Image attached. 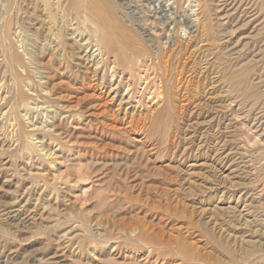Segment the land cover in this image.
<instances>
[{"label": "rangeland", "instance_id": "1", "mask_svg": "<svg viewBox=\"0 0 264 264\" xmlns=\"http://www.w3.org/2000/svg\"><path fill=\"white\" fill-rule=\"evenodd\" d=\"M54 1L56 3L58 0H54ZM106 1L111 6L112 4L114 5L112 7L116 10V12H118V14H120L119 16L123 20V22H125V24L133 27L135 30H138V32L142 34H145L146 27L151 28L155 24H158V26H156L158 28L157 33L155 31L156 27L155 29H152V32L155 31L157 35L165 32L166 33L165 38H162L161 41L163 42L162 45H164V42H166V40H168V38L170 37L171 42H169L168 40L166 44V46L168 45L167 47L169 48L175 45V41L177 40L178 35H181L183 41L189 39L188 36L189 30H187L186 32L182 28L183 27L182 25H184V23H187V21H189L191 24L195 26L193 31L195 30V32L197 33L199 31L200 20L198 18L197 2L193 3V5H197L193 8L190 7V4H188V2L184 3L183 5V9H185L184 13L182 12L175 15L176 11L178 10L177 9L178 5L174 0H169V2L168 0L167 2L166 0H163L162 3H161L162 0H155L154 3L151 4H148L149 2L147 0H112V2L110 0H106ZM173 1L176 4H174ZM1 3L2 1L0 0V17L2 18L0 19V24L3 22V16L5 15L3 9V7H5L3 6L4 2L2 4ZM161 6H164L163 13L156 14L155 13L156 10H160L159 8ZM232 7L233 6L228 7L227 10L231 9ZM195 9L197 11H195ZM144 12L145 14L151 13L152 15L150 16V19L147 21L145 20L146 15L143 14ZM21 13L22 12L19 13V17H22L21 21H24L26 15ZM43 13H45V11H43ZM162 16H167L169 18L168 20L170 23H168L169 25L167 24L168 26L165 25L163 27L162 25L163 21L161 20ZM174 17L177 23L180 24V27L182 26L179 29V31L177 30V27H175L176 25L175 22L172 21ZM245 18L248 17L246 16L244 17V19L240 18L239 20L230 23V25L229 24H226L225 26L223 25L224 28L226 27L227 31L229 30L232 31L233 33L232 34L230 33L228 37H224V39L220 41V43L218 42V44H220L221 47L225 45H229L227 49H229V52L231 54L230 60L232 63L231 66H233L232 74H234V72L236 71L237 72L235 74H238L240 72L245 73V71L251 65H255V60H253L254 58L259 61L256 62V65L254 67L257 68L258 67L257 65L262 64L261 67L263 68V64H264L262 63L263 55H264V51L262 49L264 48L263 45L264 42L258 43L256 41V37H257L256 35L259 32V28H260L259 26L260 21L256 23L249 22L250 24H247V21H249L250 18L246 20ZM72 20L70 19L69 21L70 23L68 24L67 29H65V34L67 33L66 37L69 36L67 38L68 42H71L73 45L76 46L75 50L79 54L78 55L79 57L76 60V62H80L82 66V67L80 66L79 75H78L79 67L75 65L73 68L74 72L77 71L75 73L76 76H78L77 81H79V83H76L74 87L78 88L80 82H82L84 78L83 76L81 77V75L84 74L86 75L89 74L88 75L89 77H94L93 78L94 82L92 84L97 85V88L94 89L93 86H87L86 89H88L87 92L89 94H87L86 96L85 94H83V89H80V91L78 89V92L81 93L82 97L84 96L83 100H85V103L81 101V105L79 104L78 106L76 105L77 102L75 100L71 101L69 100V97L66 99L62 98V95H64L63 93L57 92V95L56 94L52 95V92H50L51 86H49L48 83L49 82L47 78L48 75L45 76L46 69L42 67V64L37 65L35 63V60H33L34 57L32 52L34 48H36L37 51L39 52L44 48L45 56L47 57V59L51 57L52 53H57L60 56V57L56 56L57 59L55 58L54 60V63L58 64V67L60 64L62 65L61 70L58 71V73L60 74L59 76L64 74H71L69 70H66L67 65L61 63V59L63 57L62 53H64V50H61L58 47H57L58 49H56V47L54 46L56 43L53 42H58L59 40H57L53 35H51L50 43H47L48 41L45 40L43 42L44 38H42L41 40L40 38H37L38 36L35 34V36L33 35L34 37L29 36V38L31 39V40L29 39V41L32 42L30 45L29 41L27 42V40L24 41L23 39L25 37L24 32H22L23 30L22 29L20 30L19 28L18 30H16L17 27L20 26L17 24L15 25V29H14L15 32L12 35L13 38L11 37L10 39L11 41L10 40L8 41L9 43L10 42L15 43L18 53H20L21 56H23L22 58H24L23 60L25 61L24 63L26 67L19 65L17 70H19V72L24 76H26L27 73L29 72V76L31 74L33 78V79L28 78L24 82V84L26 85H24L23 88L26 90L27 94L32 96V98H30V100L27 101L28 108H26L25 106L26 103L24 105L22 104V106L20 107L21 108L20 116L22 117L21 121H23V123L25 122V124H23L24 129H26L25 131H27V133H30L31 131L35 132V135H33L34 139H32V141H34L32 143V149H34L33 151L23 149L20 146V141L14 140L16 139V134L18 132L19 126H16L17 128L16 127L13 128V126L10 127L8 126L9 127L8 129L7 128L4 129L10 123L8 121L7 122L4 121L6 119L3 118L6 115L5 114L6 110H8L11 105H8L9 108L5 106H4L5 108L1 107L5 105L3 104L5 103V100H3L2 103L0 104L1 105L0 107L4 109V110L2 109L3 111L2 110L0 111L1 112L0 113V264H166L168 258H172V259L174 258V260L179 261L180 259L179 257H176V255L174 256L169 255L166 256V258L161 257L160 255L157 254L150 255L149 250L152 247H146L143 250L141 249L135 250L132 246L130 245L126 246L123 243L124 242L123 239L125 238H130L135 240L134 238L136 237L138 231L133 232L132 229H128L127 231L123 230L118 232V230L120 229L119 228L120 224L123 225L124 223H126V225H128L129 222L128 225L129 227L132 222H136L138 219L140 220L141 217L142 220L144 219L148 225L152 224L154 228L157 229L161 228L158 230H161L162 234H164L166 238L167 237L171 238L173 236L171 239L173 238L175 239V238H180L181 236L182 237L186 236L184 237V239L186 238L185 241H187L188 244L190 243L192 245L191 247V245L189 244L194 251L199 253L201 252V254H204L205 252L206 257L210 255L213 256L218 261L220 257H218L217 255L218 254L220 255V252L218 249L215 248H217L216 243L220 239L218 237L219 234L217 232L215 233V231L211 228L212 226L209 225L210 223L205 222L209 220L207 219V217L210 215L209 212L211 211L210 209L216 206L228 207L229 205L234 206L235 204H238L239 210L241 208L244 209L246 208L245 210L252 209L250 211H253L254 208L253 206L250 205V203L254 199V195L256 194L255 195L256 198L257 197L259 198L260 197L259 194H262L261 199L263 198L264 200V187H263L264 178L258 181L260 183H257V185L254 187L255 189L253 188L255 191L252 192L251 191L248 192V189L251 188L245 185L244 186L238 185L240 187L238 189H233V190L231 189L229 190L228 188L229 184H231L232 182L231 180L243 181L242 179L239 178L245 175H249L252 178H254L255 174H253L252 172L250 173L247 172L248 170H250V168L253 169V171L254 168H256L255 171L257 169L264 171V153H263L264 152V146H263L264 118L262 117L263 113H260L261 115L258 114L259 113L258 109H256L255 112H253V110H250L249 109L250 107L248 106L246 110L247 111L250 110L251 113L246 112L243 114V118L241 117L239 118L240 120L233 121L231 130H235V129H237V131L240 130L241 132L244 133V135L252 138L251 141H253L256 135H258V138L261 139L262 144L258 145L255 148H250L251 151H248V154H245V152L241 150L235 151L236 149H231V150L228 149L226 153L228 154L230 153L231 155H228V157L225 159V161L227 160L228 161L223 164H218L216 162H213L209 154L204 152V149L197 150L198 146L196 145L200 140L199 138L195 141V143L193 142L194 145L192 148L193 151H191L192 154L187 159L181 158L180 154L184 150L185 142L188 141V139L183 141L184 139L178 140L177 137L173 138L174 141L178 143L180 142L179 144L181 145L180 146L178 144L181 149H179V146L178 148H176L177 154L179 150L180 151L182 150L181 152H179L178 156H173V157H169L167 154L159 153V152H158L159 153L158 157L156 155L154 157H149L148 152H145V150L137 143L132 142V144L129 146H127L128 144L126 143L125 146L128 149H131L130 156H133L132 158L129 157L127 161L129 163H132V165H135L136 166L135 168L140 170L141 175L138 174L139 172H136L138 175L136 177L137 181H135L133 186H130L128 191L129 196L124 197V199H121L122 201L121 200L117 201V203L121 202L120 204L122 206L125 205L126 207L130 208L131 211H129V213L127 214V211H125L124 208L125 206L122 207L121 205H119V207L114 210L115 212L112 211L113 212L112 215L111 214L112 212L107 207L101 208V207H96V205H94L95 203L98 204L100 200L98 198L96 199L95 196L96 192L94 191L96 188L100 189L102 187L99 183L98 184L101 187L95 182L93 184L89 182L79 183L76 184L75 186L74 182H66L62 180V178L60 177V174L62 175L63 173L61 172V170H64L66 164H68V162L64 161L66 160V158L64 159V157L69 153L68 150L67 151L65 150L67 148L66 146L69 145L70 147L72 146L76 147L77 145L74 143V140L67 141L65 135L62 134V131L59 130L58 126L60 123L61 125L65 124L72 128L81 129V126L83 124H88V123L90 124V120H91V123L93 124L97 123L99 126H103L106 129H112L113 131L116 130L117 132L115 131V133L119 135L121 134V131L123 133V130L125 132V130L127 131V129H131L132 127H133L132 129H134L137 124V121L143 119L148 113H151V109L153 107L159 106V103H157L158 99L153 98L154 88L151 89V91L149 89L145 90L146 93L144 92V88L147 85V81H150L152 83L151 80L154 81L157 80V83L159 84V80L155 79V77L157 71L160 73V68L158 70H153L151 66V60H147V56L142 58L141 63H144L145 66H143L141 73L143 75L149 74V78L144 82L139 81L140 85L138 86V89H135L133 87L134 78L131 76L132 72L129 69L124 71H117V68L115 66L116 64H114L113 61L114 60L113 55H109L107 58V55L101 50H99L98 46L95 45V41H93L94 43L92 42L93 44H91L92 39H89V35L87 34L88 31L81 33L83 29L82 30L80 29L79 31L77 30L78 27V23H76L77 19L72 18ZM61 22L62 25L63 21ZM159 22L161 23V25H159ZM161 27L162 28L167 27L165 28L166 31L160 30ZM195 38H193V40H195ZM23 41L25 42L24 44ZM33 42L36 43L37 45L34 44ZM198 42L199 39L195 40L193 42L194 45L191 47V49H194L196 45L201 47L207 43V41L199 42V43ZM37 46H39V48H37ZM30 47L32 52L30 51ZM154 49L157 50V47L154 46ZM199 53L200 51L197 53V56L199 55ZM189 55L190 53H188L186 57ZM202 56L203 54L201 55V57ZM106 58L108 59L107 63H105L107 60ZM1 59L2 57H0V61ZM198 60H200V57L198 58ZM192 63L193 61L191 62L190 65H192ZM205 66H207V64H205ZM239 68L241 71L239 70ZM258 69H260V66L256 70ZM26 70H28V72ZM114 70L117 73H115ZM205 70L206 69H204V71ZM260 71L262 72L263 70ZM94 72L95 73L97 72L96 77L94 76L95 74ZM209 72L212 71H208L206 74H208ZM191 73L192 71L186 74V76L189 75L188 76L189 80L192 79L191 80L192 86L186 84L190 88L191 87L193 88L197 83L200 85L203 84L207 85L208 83H210V81L208 82L207 80L205 81V83L203 82L205 77L203 76L202 73L199 75H196V73L190 75ZM213 76L215 75H211V77ZM256 76L258 75L257 74L256 75L254 74V76L250 75L251 83L253 82V78L254 77L256 78ZM103 77L107 79V84L105 88H102V86H100ZM97 78H99V82H97L98 81ZM255 78L254 81L258 83L260 79L257 77L255 80ZM60 79L61 78H58L55 82H59L62 80ZM33 80L35 81L36 84H34ZM30 82H32L33 85ZM37 83L39 85V90L41 91L42 95L48 96L51 99H56V100L58 98V100L62 101L60 105L64 104L63 105V107L65 108L64 112H62L63 110L58 109L57 106H51L52 103H50L48 100H45L46 97L36 98L37 92L34 91L32 87L34 85L37 86ZM42 84L45 86H41ZM110 84L112 85V87L110 86ZM212 86L213 84L210 85L208 84L206 88V92L207 91L212 92L214 90V88H211ZM215 93L218 96L219 95L221 96V94H219L220 93L219 91ZM142 95L143 98H141ZM212 96L209 94L208 98ZM218 96H214V97L219 98ZM95 99L102 101L101 105L98 108L94 107L97 104L94 103ZM89 100H92V102H88ZM182 102L186 103L187 101L186 102L182 101ZM182 102L179 101L180 104ZM105 106L108 107L107 110H110L107 114L105 113L106 111L103 112L106 108ZM238 107L239 106H235L234 108V111L236 113H238L237 110ZM81 109L83 110L84 116L81 117H79V115L78 116L76 115L75 117L70 116L71 113L82 111ZM242 122L245 123V125H243V129L241 127ZM13 123H15V120ZM89 124L87 126H89ZM2 126L4 127L3 129ZM250 129L252 132H250ZM41 130L42 132H44V134H42ZM52 132H54V136L61 137L63 147L57 145L56 140L54 139L52 140L49 136L46 135V133H52ZM94 142L96 141L94 140ZM94 142L91 143L88 142V143H90L91 146L94 145L96 146L100 141L98 143L97 142L94 143ZM33 144L36 145L33 147ZM119 144L120 143L117 142L116 144L113 145V148L116 149V146L119 147ZM49 148H51L52 150L51 155L46 154ZM119 148H120L119 151H121L122 148L121 147ZM75 149L78 148H73L74 152L76 151ZM256 150H258L259 154L258 152H256ZM9 152L15 154H13L12 156V154H10ZM49 152L50 151H48V153ZM238 152H240L241 154L243 153L242 158H241V154ZM251 153H255L254 155L257 156L251 157ZM16 154L17 157H15ZM23 154H25L24 157H22ZM213 154L214 153H212V157L214 156ZM16 158H17V163H16ZM125 158H126L125 155L122 154L118 157V160L120 161L122 160L123 161L122 163H125L127 162ZM53 159L54 160L56 159L55 164H57V166L52 163L54 162ZM232 160L233 162H231ZM61 161L63 164L62 163L60 164ZM212 163L214 165L216 163V166L219 167L220 169L218 168L216 169V166H214ZM111 165L112 163L111 164L108 163L105 165V168L110 167ZM137 169L136 171H138ZM243 170H245L246 172L243 173L242 172ZM227 173L229 175L227 179L228 181L225 178H222ZM238 174L241 176L240 177L237 176ZM57 178L58 180H56ZM224 179L226 180L225 183L222 182L224 181ZM216 181L220 183L219 189H217L216 192L212 194L211 193L208 194V191L205 192L206 186L208 187L210 186L211 183H214ZM105 182L104 184L102 183L101 184L105 185L106 187L109 181L106 183ZM160 182H164L165 184L167 183L165 187L167 188L166 191L165 189L164 190L159 189L158 192L156 190L157 188L154 189L155 186ZM50 184H52V186ZM94 184H97L99 187H97V185L95 186ZM177 187L179 188L177 189ZM58 189L60 191L59 192L60 194L57 193ZM192 192L195 195L191 194ZM92 193L94 194V196ZM239 197L241 198L243 197V199L241 200L240 198L239 201ZM86 198L88 200H90L91 198L94 204L92 203L91 200H90L91 202L90 201L88 202ZM198 199H200L201 201L203 199V204L198 203L197 202ZM246 200L248 206L245 207ZM193 203L197 205L194 204L195 205L194 206ZM255 203L256 201L254 202V204ZM203 208L205 211L203 210ZM82 210H85V215L87 214V210L89 211L91 210L90 214L88 215V220H90L89 221L90 230H91L90 232L92 235H94L92 236V238L94 237L93 238L94 240H92L93 243L89 241L87 242V240H85L86 232L83 231V227L80 226V221H78V217L79 215H81ZM119 222L121 223L119 224ZM98 223H101V225H99ZM204 223L206 224L203 225ZM168 232L170 233V235ZM119 234L121 236L122 235L124 236H122V239L118 240L116 239V237L119 236ZM110 235L111 236L115 235V238L109 240V242H103L104 238ZM210 236L211 237L213 236V239ZM214 237L216 240L214 239ZM114 239L115 241H113ZM120 242H122V244H120ZM215 256H217L218 258Z\"/></svg>", "mask_w": 264, "mask_h": 264}, {"label": "bare ground", "instance_id": "2", "mask_svg": "<svg viewBox=\"0 0 264 264\" xmlns=\"http://www.w3.org/2000/svg\"><path fill=\"white\" fill-rule=\"evenodd\" d=\"M1 1L2 3L3 2L5 3V5L3 3V6H5L3 7L5 15L4 16L2 15L3 22L0 24V57H2L0 61V82H1L0 84V92H1L0 93V104L2 103L3 100H5V103H3L5 105L3 106L0 105V106L8 107V105H11L10 108L8 107L9 109L6 110V113H5L6 115L3 118V119H6L4 121L6 122L8 121L10 123L5 128L2 126V129L3 128L8 129L10 126H13V128H15L16 126H19L18 132L16 134V139L14 140L20 141V146L25 150H31V151L34 150L32 149V143L34 142L32 141V139H34L33 135H35V132L31 131L30 133H27V131H25L26 129H24V126H23L25 122L23 123V121H21L22 117L20 116L21 114L20 107L22 106V104L24 105L26 103L25 106L26 108H28L27 101H29L30 98H32V96L27 94L26 90L23 88V86L26 85L24 84V82L28 78H32V76L31 74L29 76L28 70H26L28 72L26 76H24L23 74L19 72V70H17L19 65L23 67H26V65L24 63L25 61L23 60L24 58H22L23 56H21V54L18 53L15 43L8 42L11 39V37L13 38L12 35L15 32L14 30L15 25L17 24L20 25L19 27H17L16 30H18V28L20 30L21 29L23 30L22 32H24L25 34L24 35L25 37L23 38L24 41L27 40L28 42L30 39L29 36H33V35L35 36V34L38 36L37 38H40L41 40L42 38H44L43 42L46 40L48 41L47 43H50L51 35H53L57 40H59L58 42H53V41L52 42L56 43L54 45L56 49L60 48L61 50H64V53H62L63 57L61 59V63H64L65 65H67L66 70H69L71 74H64V75L59 76L60 74L58 73V71L61 70L62 65L60 64L58 67V64L54 63L56 56L57 57L59 56L57 53H52L51 57L47 59V57L45 56L44 48L40 52L37 51L36 48H34L32 52L31 47H30V51L33 53V57H34L33 60H35V63L37 65L42 64V67L46 69L45 76L48 75L47 78L49 81L48 82L49 86H51L50 92H52V95L53 94L57 95V92L63 93L64 95L61 94L62 98L66 99L69 97V100L71 101L75 100L77 102L76 103L77 106L79 104L81 105V101L85 103V100H83L84 96L82 97L81 93L78 92V89L79 91L80 89H83V94H85L86 96L87 94H89L87 92L88 89H86V87L93 86V89H94V88H97V85L92 84L94 82L93 80L94 77H89L88 76L89 74L88 75L84 74V75H81V77L83 76L84 78H83V81L80 82V85L78 86V88L74 87L76 83H79V81H77L78 76H76V73H75L77 71L74 72L73 68L75 65L79 67V69L77 68L78 75H79L81 63L76 62V60L79 57L78 56L79 54L75 50L76 46L73 45L71 42H68L67 38L69 36L66 37L67 33L65 34V29H67L68 24L70 23L69 21L70 19L72 20V18L77 19L76 23H78V27H77L78 31L80 29L81 30L83 29L81 33L88 31V33L87 32L86 33L89 35V39H92L91 44H93L94 43L93 41H95V45L98 46L99 50H101L107 55V58L109 55H113L114 57L113 61H114V64H116L115 66L117 68V71H124V70L129 69L132 72L131 76L134 78L133 87L135 89H138V86L140 85L139 81L144 82L145 80H148L149 78V74L145 73L146 75H143L141 73L143 66H145L144 63H141L142 58L147 56V60H151V66L153 70H158L160 68V73L157 71L156 72L157 78L155 77V79L159 80V84L157 83V80L155 81L151 80L152 83L150 81H147V85L144 88V92L147 89L151 91V89L154 88L153 89L154 95L152 94L154 97L153 96L152 97L158 99L157 103H159V106L153 107L151 109V113L147 112L148 114L143 119L137 121V124L134 129H132L133 128L132 127L131 129H127V131L125 130V132L123 130V133L121 131V134L119 135L115 133L116 130L113 131L112 129H106L103 126H99L97 123L93 124L91 123V120H90V124L88 123L89 126H87L88 124H83L81 126V129L72 128L65 124L61 125L59 123L58 128L60 131H62V134L65 135V138L67 139V141L74 140V143L77 145L76 147H73V146L70 147L69 145L66 146L67 148L65 150L66 151L68 150L69 153L68 155L64 157V159L66 158V160L64 161L68 162V164H66L64 170L60 169L61 172H63L62 175L59 173L60 177L62 178V180L66 182H74L75 186L76 184H79V183H87V182L91 184H93L94 182L97 184L99 183L102 187L98 184L101 188L98 189L95 187L96 189L94 190L96 192V193L94 192L96 199L97 198L100 199L98 204L96 203L94 204V202L90 198V200L92 201L94 205H96V207H101V208L107 207L111 212L117 209L119 205H121L120 204L121 202H118L119 203L118 204L117 201L124 199V197L129 196L128 191H129L130 186H133L135 181H137L136 177L138 175L136 172H139L138 174L141 175L140 170L135 168L136 167L135 165H132V163H129L127 161L129 157L132 158L133 156H130L131 149H128L125 146L126 143L128 144L127 146L131 145L132 142L137 143L145 150V152H148L149 157H154L155 155L158 157L159 153H165L169 157H173V156H178L179 152L182 151V150L181 151L179 150L177 154L176 148H178V146L180 145L179 144L180 142L178 143L174 141L173 138L177 137L178 140L184 139L183 141L188 139V141L185 142L184 150L180 154L181 158L187 159L192 154L191 151H193L192 150L193 145H194L193 142L195 143V141L199 138L200 140L196 145L198 146L197 150L204 149V152L209 154L213 162H216L218 164H223L228 161V160L225 161L228 155H231L230 153L229 154L226 153L228 149L230 150L236 149L235 151L241 150V151H244L245 154H248V151H251L250 148H255L258 145L262 144V141L261 139L258 138V135H256L255 137L256 139L254 138L253 141H251L252 138L244 135V133L241 132L240 130L238 131L237 129L231 130V126L234 120H240L239 118L241 117L243 118V114L246 112H250V110H253V112H255V110L258 109L259 110L258 114L263 113L262 117L264 118V88H263L264 87V83H263L264 64H263V68L261 67L262 64L257 65L258 67L260 66V69L256 70L258 67L256 68L254 66L256 65V62H259V61L255 58L254 59L252 58L253 60H255V65H251L250 67L248 66L249 68L245 71V73L240 72L238 74H235L237 72L235 70L236 72L232 74L233 66H231L232 64L230 60L231 54L229 52V49H227L229 45H225L221 47V45L218 44V42L220 43V41H222L224 37H228L230 33L231 34L233 33L232 31H229V30L227 31L226 27L224 28L223 25L224 26L226 24L230 25V23L236 20H239L240 18L244 19V17L246 16L248 18H245V20L250 18V20L247 21V24H250L249 22L256 23L260 21V24H259L260 28H259V32L256 35L257 36L256 41L258 43L264 42V0H174L178 5L177 6L178 10L176 9L177 11L175 15L182 13V12L184 13L185 9H183V5L186 2L190 4L191 8L198 5L197 10H198V18L200 20L199 22L200 27L197 26L199 27V31H198L199 34H198L197 32H195V30L193 31V29L195 28L193 24H191L189 21H187V23H184V25L185 24L186 25L185 26L182 25L183 27L182 26L181 27L186 32L187 30H189V35H188L189 39L186 41H183V39L181 38V35H178L177 40L175 41V45H173V47L171 48L167 47L168 45L166 46L168 40L169 42H171L170 37L168 38V40H166V42H164V45H162L163 42L161 41L162 38H165L166 33L163 31H166L165 28L167 27L165 28L161 27V29L159 28L160 30H163L162 31L163 33L162 34L160 33L159 35H157L156 33H157L158 28L156 26H158V24H155L151 28L149 27L145 28L146 35L142 34L138 32V30H135L133 27L125 24V22H123V20L120 18L119 16L120 14H118V12H116V10L112 7L114 5L111 3L112 4L111 6L106 0H58L56 3L54 0H1ZM110 1L112 2V0ZM147 1L149 2L148 4H151V3H154L155 0H147ZM174 1L173 3L176 4ZM162 2L163 0L161 1V3ZM196 2H197V5H193V3H196ZM169 5H172V4H169ZM230 6H233V7L227 10V8ZM163 7L164 6H161L159 8L160 10H156L155 13L156 14L163 13L164 11ZM197 10L195 9V11ZM43 11H45V13H43ZM20 12H22L21 14L26 15V18H24V21H21L22 17H19ZM143 14L146 15V18H145L146 21L150 19V16H152L151 13L145 14L144 12ZM161 18H162L161 20L163 21L162 22L163 27L167 25L168 23H170L168 20L169 18L167 16H162ZM0 19L2 18L0 17ZM60 20L63 21L62 25H61L62 22ZM172 21L175 22L176 24L175 27H177V30L179 31L181 27H180V24L177 23L175 17ZM159 25H161L160 22H159ZM152 29H155L156 33L155 31L152 32ZM193 38H195V40L199 39V42L207 41V43L201 47L196 45L194 49H191V47L194 45L193 42L195 41L193 40ZM24 41H23V44L25 43ZM31 43L32 42H30V45ZM154 46L157 47V50L154 49ZM37 48H39V46H37ZM262 50L264 51V48ZM199 51L200 53L197 56V53ZM188 53H190V55L186 57ZM202 54L203 56L201 57ZM199 57H200V60H198ZM192 61L193 63L192 65H190ZM107 62H108V59L106 60L105 63ZM262 63H264V55H263ZM205 64H207V66H205ZM204 69L206 70L204 71ZM260 70H263V71L261 72ZM190 71H192L190 75H193L194 73H196V75H199L202 73L203 76L205 77L203 82L205 83L206 80L208 82L210 81V83L208 84L209 85L213 84L211 88H214V90L212 92L210 91L206 92V88L208 84L200 85L197 83L195 84L193 88L192 87L190 88L188 85H186V84H189L192 86V83H191L192 79L189 80L188 78L189 75L186 76V74L189 73ZM208 71H212V72H209L210 74L209 73L206 74ZM254 74L255 75L257 74L258 76H256V78L258 77L260 79L259 81L257 80L258 83L254 81L255 77L253 78L252 83L250 81V75L254 76ZM211 75H215V76L211 77ZM94 76L95 77L97 76V72L94 74ZM58 78H61L62 80L60 79L61 81L55 82ZM97 79H98L97 82H99V78ZM30 83L32 84V82ZM34 84H36L35 81H34ZM106 84H107V79L103 77L100 86H102V88H105ZM41 86H45V85L42 84ZM110 86L112 87L111 84ZM32 89H34V91L37 92L36 98L46 97L45 100H48L50 103H52L51 106H57L58 109L63 110L62 112L65 111V108L63 107L64 104L60 105V103L62 102L61 100H58V98L57 100L51 99L48 96L42 95L41 91L39 90L38 83H37V86L34 85ZM218 91L220 92L219 94H221V96L220 95L218 96L215 93ZM209 94L211 96L212 95L218 96L219 98L214 97V96L208 98ZM141 98H143V95ZM92 100H89L88 102H92ZM179 101L181 102L187 101V102L186 103L182 102L180 104ZM94 103H97L94 107L98 108L101 105L102 101L95 99ZM142 103H143V100H142ZM235 106H239L237 109L238 113L234 111ZM248 106L250 107L249 108L250 110L247 111L246 108ZM1 107H0V111L3 109ZM107 108L108 107H106L105 110L103 111V112L106 111L105 112L106 114L110 111V110H107ZM76 115L77 116L79 115V117L84 116L83 110L70 114L71 117L72 116L75 117ZM14 120H15V123H13ZM243 125H245L244 122L241 123L242 129H243ZM250 132H252L251 129H250ZM42 134H44V132H42ZM46 135L49 136L52 140L53 139L56 140L57 145L63 147L61 137L54 136V132L46 133ZM94 140L97 143L99 141L100 142L96 146L95 145L91 146L90 143L94 142ZM117 142L120 143L119 147L122 148L121 151H119L120 148L117 146H116V149L113 148V145L116 144ZM35 145L33 144V147ZM180 146H179V149H181ZM230 146H233V147H230ZM73 148H78V149H75L76 151L74 152ZM48 151L50 152L48 153ZM256 152H258V150H256ZM9 153L12 154V152H9ZM212 153H214L213 157H212ZM46 154L47 155L52 154L51 148L47 150ZM122 154L125 155L126 157L125 159L127 162L125 163H122L123 162L122 160L121 161L118 160V157ZM242 154H241V158L243 157ZM254 154L255 153H251V157L257 156V155L255 156ZM24 155L25 154H23L22 157H24ZM15 157H17V154ZM55 160L53 159L54 162L52 161L51 162L57 166V164H55L56 162ZM231 162H233V160ZM16 163H17V158H16ZM61 163L62 161L60 162V164ZM108 163L110 164L112 163V165L110 167L105 168V165ZM216 163L215 165L213 163L212 164L216 166ZM217 168L220 169L219 167L216 166V169ZM136 169L138 171H136ZM255 169L256 168H254V171H253V169L250 168V170L247 171L249 173L252 172L253 174H255L254 178H252L249 175L240 177L241 175L238 174L237 176L240 177L239 179H242L243 181L231 180L232 182L228 186L229 190L238 189L240 187L238 185H243V186L245 185L251 188V189H248V192L255 191L254 187L257 185V183H260L258 181L264 178L263 176L264 171H261L259 169L255 171ZM242 172L244 173L246 171L243 170ZM228 176L229 175L227 173L222 178H225L227 180ZM225 179L224 181H222L223 183L226 182ZM56 180H58V178ZM105 181L106 182L109 181L106 187L105 185H102L104 184ZM46 184H49V183H46ZM52 184L50 185L52 186ZM97 184H94V185L96 186ZM166 184L164 182H160L157 185L155 184L156 186L154 189L157 188L156 189L157 191L159 189L160 190L165 189L166 191L167 190V188H165ZM98 185L97 187H99ZM219 185L220 183H218L217 181L214 183H211L210 186L208 187L206 186L205 192L208 191V194L215 193L216 190L219 189ZM178 188L179 187H177V189ZM183 188H180V189H183ZM59 192L60 191L58 189L57 193L60 194ZM191 194H193V192ZM255 195H254V199L252 200V202L251 203L249 202L250 205L253 206L254 208L253 211H250L252 210L250 208H249L250 210H245L246 208L245 209L241 208L239 210L238 204H235L234 206L229 205L228 207H223V206L217 207L216 206L210 209L211 210L209 211L210 215L207 217V219L209 220L205 222L210 223L209 225L212 226L211 228L215 231V233L217 232L219 234L218 237L220 239L217 237L219 241H217L216 243L217 248H215V249H218L220 252V255L219 254L217 255L218 257H220L218 261L213 256L209 255L208 257H206L205 252L204 254H201V252L199 253V252L194 251L191 248L192 245L189 243L191 245L190 247L187 241H185L186 238L184 239V237L186 236L184 237L181 236L180 238H175V239L174 238L171 239L173 236L171 238L169 237L166 238L165 235L162 234V231L158 230L161 228L157 229V228H154L152 224L148 225L144 219H143L144 221L142 220V217L140 219L141 221L138 219L136 222H132L129 227H128L129 222H128V225H126V223L121 225L120 224L121 222H119L120 227L119 226L118 227L120 229L118 230V232L123 231V230L127 231L128 229H132L133 232L138 231L136 234V237L134 238L135 240L130 239V238L123 239L124 240L123 243L126 246L130 245L135 250H140V249L143 250L146 247H152L149 250L150 255L157 254L164 258H166V256H169V255L171 256L176 255V257H179L180 259L179 261H177V260H174V258L173 259L168 258L166 264H264V202H263L264 200L263 198L261 199L262 194H259L260 195L259 198L258 197L256 198ZM240 198L241 197H239V201H240ZM242 199L243 197L241 198V200ZM90 200H88V202ZM255 201L256 203L254 204ZM197 202L203 204V199L202 201L198 199ZM194 204L195 203H193V205ZM246 206H248L247 200L245 202V207ZM124 208H125V211H127V214L129 213V211H131L130 208L126 206ZM90 211L87 210V214L85 215V210H82L81 215L78 214L79 215L78 221H80V226L83 227V231L86 232L85 240H87V242L89 241L93 243L92 240H94L93 239L94 237L92 238V236L94 235H92L90 232L91 231L90 222H89L90 220H88V215L90 214ZM111 214L113 215V212ZM89 219H92V218H89ZM102 223H105V222H102ZM98 224L101 225V223H98ZM205 224L206 223H204L203 225ZM191 226H192V223H191ZM111 235L106 236L107 239L104 238L103 242H109V240H112L113 238H115V235L114 236H111ZM122 236L119 234V236H117L116 239L118 240L122 239ZM211 238L213 239V236ZM113 241H115V239ZM120 244H122V242H120Z\"/></svg>", "mask_w": 264, "mask_h": 264}]
</instances>
